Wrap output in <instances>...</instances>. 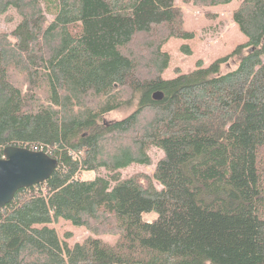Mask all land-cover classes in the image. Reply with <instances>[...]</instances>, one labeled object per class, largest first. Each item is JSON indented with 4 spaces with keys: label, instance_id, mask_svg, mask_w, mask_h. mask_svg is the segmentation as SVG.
Segmentation results:
<instances>
[{
    "label": "trees",
    "instance_id": "16d2710c",
    "mask_svg": "<svg viewBox=\"0 0 264 264\" xmlns=\"http://www.w3.org/2000/svg\"><path fill=\"white\" fill-rule=\"evenodd\" d=\"M9 7L20 17L0 31V156L35 146L58 164L0 207V264H264V0L231 11L245 41L169 78L162 45L194 36L175 0H0ZM150 147L152 175L121 176L152 163ZM99 168L109 174L81 177ZM60 219L118 237L69 245L50 225Z\"/></svg>",
    "mask_w": 264,
    "mask_h": 264
},
{
    "label": "rangeland",
    "instance_id": "374dc122",
    "mask_svg": "<svg viewBox=\"0 0 264 264\" xmlns=\"http://www.w3.org/2000/svg\"><path fill=\"white\" fill-rule=\"evenodd\" d=\"M240 0H232L225 4L214 5H195L184 0H175V4L183 11L184 28L192 30L194 36L191 38L170 37L162 45V49L169 53L168 65L162 72L165 78L176 75L177 70L186 72L195 67L197 60H201L207 65L215 58L225 55L230 52L238 43L246 40V35L243 34L232 20L231 11L236 7ZM19 14L14 7H9L4 13L0 14V31L10 32L17 24ZM49 19L52 15L48 14ZM9 38L14 40V37L9 34ZM187 44L190 48L189 53L181 50V45ZM264 61V53L262 55ZM236 58L231 57L228 61L221 64V71L232 69L236 66ZM134 104L130 106H122L120 108L110 110L102 115L105 122H110L126 116L132 111ZM152 158V163L142 164L132 162L128 166L121 169V176L125 177L136 172H145L152 175L154 165L161 155V151L156 147H150L148 150ZM96 173L108 175L109 172L104 168H99L96 171H84L81 177L90 178ZM158 185V183H157ZM156 217L155 212H147L143 214L145 220H151ZM54 226L62 239H65L69 245L76 241H82L87 236L98 237L106 242L114 243L118 237L116 233H92L85 226L73 225L69 220L60 219L56 223H51ZM69 232L70 235L65 234Z\"/></svg>",
    "mask_w": 264,
    "mask_h": 264
},
{
    "label": "water",
    "instance_id": "95a60500",
    "mask_svg": "<svg viewBox=\"0 0 264 264\" xmlns=\"http://www.w3.org/2000/svg\"><path fill=\"white\" fill-rule=\"evenodd\" d=\"M154 95L161 94L157 91ZM57 164V158L46 151L15 144L4 146L0 156V207L12 200L19 188L48 178Z\"/></svg>",
    "mask_w": 264,
    "mask_h": 264
},
{
    "label": "built area",
    "instance_id": "2783aa9c",
    "mask_svg": "<svg viewBox=\"0 0 264 264\" xmlns=\"http://www.w3.org/2000/svg\"><path fill=\"white\" fill-rule=\"evenodd\" d=\"M31 149H33V150H40V149H38V148L35 147V146H33V148H31Z\"/></svg>",
    "mask_w": 264,
    "mask_h": 264
}]
</instances>
